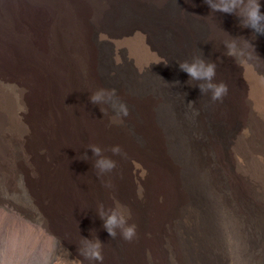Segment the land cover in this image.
<instances>
[{
  "label": "bare ground",
  "instance_id": "obj_1",
  "mask_svg": "<svg viewBox=\"0 0 264 264\" xmlns=\"http://www.w3.org/2000/svg\"><path fill=\"white\" fill-rule=\"evenodd\" d=\"M245 5L0 0V156L7 178L30 180L66 264H101L83 254L97 240L102 264H264V34L244 24ZM194 56L216 64L221 100L180 68ZM98 88L127 105L122 123L90 99ZM116 200L137 226L131 241L105 228L101 207Z\"/></svg>",
  "mask_w": 264,
  "mask_h": 264
},
{
  "label": "clouds",
  "instance_id": "obj_2",
  "mask_svg": "<svg viewBox=\"0 0 264 264\" xmlns=\"http://www.w3.org/2000/svg\"><path fill=\"white\" fill-rule=\"evenodd\" d=\"M245 5V0H209V6L215 11L225 13L234 12L238 6ZM261 5L259 0H247L243 8L242 17L246 26L251 27L258 33L264 34V13L260 11ZM235 41L226 44L227 54L234 55L236 53ZM216 64L214 62H206L198 56H194L192 62L187 60L180 63V68L189 74L195 80L204 81L200 85L202 92H210L212 100H221L228 92V87L223 82H215ZM90 99L93 102H111V107L114 114L110 117V122L120 124L123 122V117L128 115V108L125 103L119 100L116 96L115 89L98 88ZM191 103V102H189ZM92 151L98 157L95 162V167L100 174L111 172L116 167V161L103 155V149L99 145H93ZM113 153L120 151L119 146H113ZM142 195V194H141ZM114 207L107 213L101 207V216L105 218V228L109 235L116 236V229H120V235L124 240L131 241L137 235V226L134 223H129L131 219L130 209L121 204L118 200L114 201ZM83 254L91 260L103 261L102 245L97 240L95 242L85 241ZM56 264H66L63 260H57ZM78 264V262H73Z\"/></svg>",
  "mask_w": 264,
  "mask_h": 264
},
{
  "label": "rangeland",
  "instance_id": "obj_3",
  "mask_svg": "<svg viewBox=\"0 0 264 264\" xmlns=\"http://www.w3.org/2000/svg\"><path fill=\"white\" fill-rule=\"evenodd\" d=\"M15 162L22 169L29 167L25 155ZM7 163L0 156V264H56L58 259L66 262L67 245L53 220L39 215L25 192L30 180L17 174L7 178ZM7 190L13 193L8 198L4 194Z\"/></svg>",
  "mask_w": 264,
  "mask_h": 264
}]
</instances>
